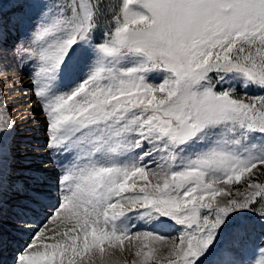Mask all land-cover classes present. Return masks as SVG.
I'll use <instances>...</instances> for the list:
<instances>
[{
	"label": "snow or ice",
	"instance_id": "1",
	"mask_svg": "<svg viewBox=\"0 0 264 264\" xmlns=\"http://www.w3.org/2000/svg\"><path fill=\"white\" fill-rule=\"evenodd\" d=\"M12 8L0 77L31 69L46 120L21 155L0 95V248L9 194L31 233L13 264H264V0Z\"/></svg>",
	"mask_w": 264,
	"mask_h": 264
},
{
	"label": "rangeland",
	"instance_id": "2",
	"mask_svg": "<svg viewBox=\"0 0 264 264\" xmlns=\"http://www.w3.org/2000/svg\"><path fill=\"white\" fill-rule=\"evenodd\" d=\"M6 1L8 0H0V3H5ZM10 2H12V0ZM13 41L14 37H10L9 44L11 45ZM12 67L15 70L9 71L7 77H0V95L4 97L3 103L7 106L5 117L10 115L16 121L17 131L20 133L21 155H23L25 151L32 153L35 148L43 147V142L46 140V131L44 127V125H46V120L44 113L31 91V80L29 76L31 69L20 70L16 68L15 62H12ZM25 144H31L32 147L25 148ZM237 188L243 190L241 185H235L233 190L235 191ZM13 203L14 201L11 199V194H9V201L8 204H6L8 219L3 223L4 245L0 248V254L8 255V251H15L14 247H16L17 244L23 248L24 244L29 240V238H27L25 241V236L31 235V233L28 232H18L13 226V220L11 219V205ZM43 219L44 217L41 215L39 219L35 221V224L38 225ZM139 230L145 231L149 229L145 227ZM164 234L168 235V233ZM16 254L17 253L14 254V252L10 253V264H13L11 259ZM4 256L5 255L2 257ZM133 258L134 256L131 253H126L124 256H117L115 259L119 264H131Z\"/></svg>",
	"mask_w": 264,
	"mask_h": 264
},
{
	"label": "bare ground",
	"instance_id": "3",
	"mask_svg": "<svg viewBox=\"0 0 264 264\" xmlns=\"http://www.w3.org/2000/svg\"><path fill=\"white\" fill-rule=\"evenodd\" d=\"M44 127H45V131H46V125H44ZM29 236H30V235L25 236V241H26L27 238H29ZM14 248H15V251H8V259H9V256H10V253H11V252H14V254H15V253L18 252L19 249H21V248H20V245H18V244H17V246L14 247ZM11 255H12V254H11ZM6 257H7V256L1 257L2 260L4 259V261H3L2 264H10V263H9V260H7ZM13 258H14V256H13ZM13 258L11 259L12 262H13Z\"/></svg>",
	"mask_w": 264,
	"mask_h": 264
},
{
	"label": "trees",
	"instance_id": "4",
	"mask_svg": "<svg viewBox=\"0 0 264 264\" xmlns=\"http://www.w3.org/2000/svg\"><path fill=\"white\" fill-rule=\"evenodd\" d=\"M8 9H9L8 7L4 8L3 12H4V13L9 12L10 10H8ZM5 11H6V12H5Z\"/></svg>",
	"mask_w": 264,
	"mask_h": 264
}]
</instances>
